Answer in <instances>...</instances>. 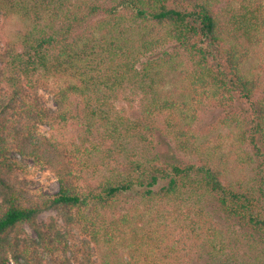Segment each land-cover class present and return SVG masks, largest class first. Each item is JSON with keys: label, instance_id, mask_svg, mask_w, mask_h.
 <instances>
[{"label": "trees", "instance_id": "trees-1", "mask_svg": "<svg viewBox=\"0 0 264 264\" xmlns=\"http://www.w3.org/2000/svg\"><path fill=\"white\" fill-rule=\"evenodd\" d=\"M0 17V264H264V0H0ZM29 159L58 190L29 185Z\"/></svg>", "mask_w": 264, "mask_h": 264}, {"label": "rangeland", "instance_id": "rangeland-1", "mask_svg": "<svg viewBox=\"0 0 264 264\" xmlns=\"http://www.w3.org/2000/svg\"><path fill=\"white\" fill-rule=\"evenodd\" d=\"M2 22H3V19L2 17H0V31H1ZM11 26L12 25H10V27ZM11 28H13V26ZM41 92L44 93V95L46 96L48 100V104L55 107V102L52 99L50 90L42 89ZM118 104L121 107H124L128 113L132 115L137 114V106H135V108H132L129 104H127L124 101H120ZM218 116H219V110L208 109L205 113H203L202 119L200 120V123H199V127L203 129V128H206L211 123L217 122ZM40 130L42 133H45L46 135L52 138L59 139L62 137L61 136L62 130H60V126H58L56 129H51L50 126L43 125L41 126ZM73 135H74L73 131L70 130L67 136L73 137ZM163 149L170 153L175 152V150L171 148V144H168V145L165 144ZM181 157L184 159H189V156L187 155H181ZM27 163L32 168L31 169L32 174L28 178H26V180H28L29 185L31 187L42 190L44 192H53V191L58 190L59 182L57 181L51 169L43 167V166L35 165V163L31 159L27 160ZM62 219H63L62 215L55 209L47 210L39 215V220L44 223H48L54 220L62 224L63 223ZM24 228L25 230H24V233L21 234V237H27L29 239H34L37 237V232L31 225L26 224ZM8 264H16V263L13 260H10ZM46 264H50V263H46ZM193 264H205V263H204V260L199 259V260H194Z\"/></svg>", "mask_w": 264, "mask_h": 264}]
</instances>
